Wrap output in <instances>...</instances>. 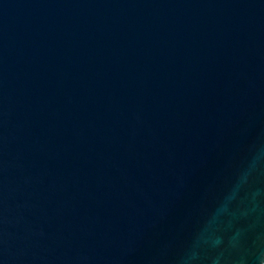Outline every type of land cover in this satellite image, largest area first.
<instances>
[{"label":"water","instance_id":"1","mask_svg":"<svg viewBox=\"0 0 264 264\" xmlns=\"http://www.w3.org/2000/svg\"><path fill=\"white\" fill-rule=\"evenodd\" d=\"M261 150L264 0H0V264H184Z\"/></svg>","mask_w":264,"mask_h":264},{"label":"clouds","instance_id":"2","mask_svg":"<svg viewBox=\"0 0 264 264\" xmlns=\"http://www.w3.org/2000/svg\"><path fill=\"white\" fill-rule=\"evenodd\" d=\"M264 170V150L253 155L242 171L231 190L220 203L215 213L208 220L206 227L198 234L193 249L185 258L184 264H199L201 246H206L212 253L210 264H264V230H258L253 221L247 227H235L228 234H221L217 226L222 217L233 215L232 202L236 200L242 187L249 184L255 174ZM261 191L251 195V207L239 211V216L247 220L252 214L261 211L258 197ZM255 250L254 257L245 250V246ZM229 253L225 256V253Z\"/></svg>","mask_w":264,"mask_h":264}]
</instances>
